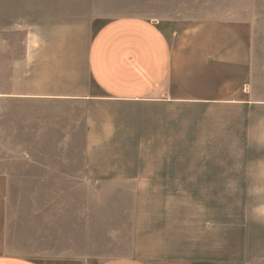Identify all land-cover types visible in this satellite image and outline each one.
I'll use <instances>...</instances> for the list:
<instances>
[{
	"label": "crops",
	"instance_id": "obj_1",
	"mask_svg": "<svg viewBox=\"0 0 264 264\" xmlns=\"http://www.w3.org/2000/svg\"><path fill=\"white\" fill-rule=\"evenodd\" d=\"M171 27L164 17L105 16L96 0H0V98L25 110L38 106L55 116L56 129L48 134L56 141L82 143L72 151L82 165L48 172L40 188H191L180 184L201 183L205 175L180 177L150 159L174 158L176 142L200 123L192 112L215 110L231 112L234 156L248 158L233 182L264 192V65L228 21ZM220 119L214 124L224 125ZM89 206L77 212L86 229L65 230L56 212L57 229L49 231L43 210L25 226L30 230L16 234L8 230L0 192V264H169L97 244L95 233L104 231L91 224ZM48 232L54 247H48Z\"/></svg>",
	"mask_w": 264,
	"mask_h": 264
},
{
	"label": "rangeland",
	"instance_id": "obj_2",
	"mask_svg": "<svg viewBox=\"0 0 264 264\" xmlns=\"http://www.w3.org/2000/svg\"><path fill=\"white\" fill-rule=\"evenodd\" d=\"M96 4L110 17L168 18L175 31L200 19L228 21L264 65V0H96ZM8 102L13 100L0 98V192L9 232L30 230L25 226L43 210L48 211L49 231L57 229L56 212H62L59 225L65 230L86 229L88 223L77 212H87L91 205V224L104 231L95 233L96 243L113 246L120 255L137 252L149 259H168L169 264L195 260L264 264V192L233 182V172L237 174L248 158L234 156L238 149L231 141L230 111H193L200 123L191 126L187 140L176 142L175 157L150 159L152 165L164 162L180 177L205 175L199 176L201 183L180 184L191 188L174 190L87 191L56 188V183L40 188L38 181L48 172L82 165L83 159L72 157L82 143L56 141L55 134H48L56 129L55 116L47 117L38 106L25 110ZM217 116L224 125L214 124ZM261 155L259 151L257 156ZM48 235V247H54L55 239Z\"/></svg>",
	"mask_w": 264,
	"mask_h": 264
}]
</instances>
